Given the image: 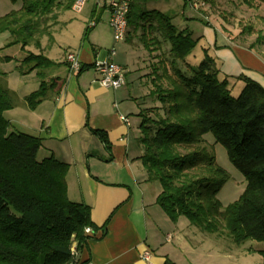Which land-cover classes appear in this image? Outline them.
I'll return each instance as SVG.
<instances>
[{"label": "trees", "instance_id": "trees-1", "mask_svg": "<svg viewBox=\"0 0 264 264\" xmlns=\"http://www.w3.org/2000/svg\"><path fill=\"white\" fill-rule=\"evenodd\" d=\"M20 1L18 10L0 17V34L10 36L0 47V65L14 60L3 53L6 49L20 48L24 55L18 61L20 75L36 72L39 80L37 90L24 98L27 108L35 110L62 91L66 80L49 78L47 73L66 64L27 47L38 46L39 39L57 23L60 11L71 10L74 0ZM242 1L249 7L264 5V0ZM133 7L128 24L135 33L140 28L148 33L153 29L144 19L151 13L169 44L168 53L157 55L153 66L152 95L161 108L140 114L138 142L146 181L161 185L156 204L172 222L183 216L202 232L225 231L235 245L247 240L262 243L264 264V88L244 80L239 95L232 96L228 81L219 80L215 61L208 54L198 66L187 62L197 43L190 33L179 31L160 12H141V19L133 21ZM141 40L150 53L161 51V46L152 48L160 45L159 40L146 33ZM91 67L82 65L79 73ZM5 76L0 68V264H80L73 260L70 248L74 240L78 249L86 244V227L97 229L91 209L69 199L68 164L54 157L38 159L40 138L9 132L4 113L16 106V95L6 87ZM208 133L226 149L245 179L240 199L226 208L217 195L229 176L209 150L204 138ZM99 136L105 141L103 134ZM165 264L176 263L168 260Z\"/></svg>", "mask_w": 264, "mask_h": 264}, {"label": "crops", "instance_id": "crops-1", "mask_svg": "<svg viewBox=\"0 0 264 264\" xmlns=\"http://www.w3.org/2000/svg\"><path fill=\"white\" fill-rule=\"evenodd\" d=\"M198 38L208 42L218 78L227 80L230 89L237 87L240 92L244 80L264 88L263 42L247 45L227 35L219 37L210 24ZM14 48L18 47L10 49ZM92 49L90 52L83 44L79 55L75 54L82 65L93 66L80 73H71L66 55L62 60H53L66 66L48 72L47 76L64 78L66 83L58 95L44 100L35 110L28 109L24 102L30 93L20 97L11 90L3 71L6 87L16 95V106L4 113L9 130L10 122L16 123L20 133L41 139L38 156L54 157L69 165L68 197L89 206L97 226L78 249L80 264H165L168 260L177 264L183 257L180 253L186 254L197 243L177 231L163 230L164 214L156 204L161 188L157 182L146 181L147 173L140 160L143 150L138 142L140 114L161 108L152 95L153 66L160 51L150 53V60L137 72L122 65L116 54L114 62L127 70L126 85L112 90L98 84L99 75L94 69L95 63L107 56L101 58ZM7 56L19 63L20 57ZM30 75L20 76L19 84L38 88L36 72ZM149 97L154 104L151 107L146 103ZM121 116L128 118V124ZM99 134H103L105 141ZM145 251L151 253L149 260L142 258Z\"/></svg>", "mask_w": 264, "mask_h": 264}, {"label": "rangeland", "instance_id": "rangeland-1", "mask_svg": "<svg viewBox=\"0 0 264 264\" xmlns=\"http://www.w3.org/2000/svg\"><path fill=\"white\" fill-rule=\"evenodd\" d=\"M192 1L201 6L198 9H193L190 0H145L142 3L134 0L131 19L133 21L141 19V12H160L170 17L171 23L179 31L190 33L191 38L197 41L194 51L186 58L192 66H198L205 54L210 56L208 42L205 39L199 40L198 38L207 24L215 27V33L219 37L227 35L232 40L241 41L247 45L255 44L257 38L260 37L263 38L264 43V5L254 3L252 7H249L242 0ZM139 2L141 4L140 10L137 8ZM20 7V0L16 2L0 0V17L18 10ZM89 12L90 4L83 14H75L70 9L60 11L57 23L51 28L50 34L41 37L38 46L30 44L27 50L34 53H45L50 59L59 61L63 59L67 52L79 55L83 44L88 47L90 52L93 47L95 53L100 54L101 58H105L108 51L114 48L117 52V59L121 60L122 65L130 67V69L132 67V72H137L138 68L144 67L145 62H148L151 57L150 52L143 46L141 40L144 33L147 34V37L160 41V45L153 44L152 48L161 46L160 53H168L169 44L157 29L156 18L153 14L144 15L145 21L153 25V29L149 33L148 30H142L141 28L135 33L134 28L129 26L127 36L129 41L115 43L112 30L108 24V13L98 12L97 16H101V18L97 26L90 29L86 35L90 21ZM9 39L8 33L0 34V47L4 46V43ZM6 50L3 52L4 54L20 57V60L24 56L23 52H19V47ZM0 68L7 73L8 87L15 90L20 97L37 89L35 85L19 84L18 80L21 76L18 70L19 63L11 61L1 64ZM30 76H34V74ZM231 94L237 97L239 95L238 88L233 87ZM152 102V97L147 98L146 103L150 105L149 107L154 105ZM10 123V132L20 133L22 131L16 123ZM204 138L208 143L209 150L213 151L217 164L226 170L229 176L217 195L222 207L226 208L240 199L245 190V179L229 160L226 149L222 145L214 143L213 134L208 133ZM42 157L39 155L38 159H42ZM159 186L161 188L160 184ZM162 212L164 214L162 216V221H164L162 223L163 230L177 231L183 234L186 239L196 240L197 243V245H191L192 249L189 252L187 250L186 254L180 253L183 257H180V260L178 259L177 264H262L260 253L263 249L262 243L247 240L241 245H235L223 230L216 234L202 232L191 225L186 217H179L176 222H172L163 210ZM194 235L197 236L196 239H193Z\"/></svg>", "mask_w": 264, "mask_h": 264}, {"label": "built area", "instance_id": "built-area-1", "mask_svg": "<svg viewBox=\"0 0 264 264\" xmlns=\"http://www.w3.org/2000/svg\"><path fill=\"white\" fill-rule=\"evenodd\" d=\"M133 2L134 0H74L71 6V11L75 14H83L90 4L89 29H93L97 26L98 21L101 18V16H97L98 12L108 13V24L113 33V40L115 43H120L125 41L128 36V16ZM190 4L193 9H198L201 6H198L197 2H191V0ZM116 54L117 52L113 48L108 51V55L104 60L97 62L94 65V69L99 75L97 82L105 89L118 90L126 85L127 70L114 62ZM65 61L69 70L73 74L78 73L82 68L79 58L72 52L66 54ZM121 120L127 124L129 122L128 118L125 116H121ZM92 233L93 230L91 227L85 228L84 234L86 236L91 235ZM70 253L73 260L77 263L78 243L75 240L71 245ZM150 257L151 253L149 251H145L142 254V258L145 260H149ZM70 264H75V262Z\"/></svg>", "mask_w": 264, "mask_h": 264}]
</instances>
